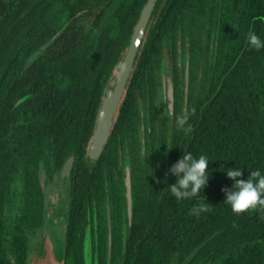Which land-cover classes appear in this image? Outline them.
Instances as JSON below:
<instances>
[{
    "label": "trees",
    "instance_id": "1",
    "mask_svg": "<svg viewBox=\"0 0 264 264\" xmlns=\"http://www.w3.org/2000/svg\"><path fill=\"white\" fill-rule=\"evenodd\" d=\"M200 1L156 5L112 132L100 157L92 160L87 148L104 88L147 0H0V264H12L4 252L2 222L3 188L15 168L9 137L18 132L20 144L36 160L51 146L56 169L70 153L77 154L61 264H85L86 243L79 244L78 231L79 223L88 221L93 200L100 205L109 193L116 210L125 205L119 148L138 130L136 89L150 82L157 95L164 37L178 33L180 12L197 6L204 11ZM223 1L228 11L214 5L217 30L210 28V38L189 34L191 61L200 58L197 68L191 64L195 79L202 70L201 89L191 92L183 113L191 131L185 134L173 124L170 148L166 137L159 150L154 139L149 141L144 162L132 138V223L126 244L113 245L111 264H264V208L233 212L224 201L233 181L220 168H239L242 179L264 171V48L247 43L249 32L264 39V0ZM176 81L183 83V76ZM22 117L30 120V129H22ZM184 151L207 155L211 175L198 195L177 199L168 188L175 182L170 168ZM29 188L39 197L38 182ZM200 203L208 210L194 211ZM106 241L100 227L96 264H107Z\"/></svg>",
    "mask_w": 264,
    "mask_h": 264
},
{
    "label": "flooded vegetation",
    "instance_id": "2",
    "mask_svg": "<svg viewBox=\"0 0 264 264\" xmlns=\"http://www.w3.org/2000/svg\"><path fill=\"white\" fill-rule=\"evenodd\" d=\"M166 1L167 0H156L150 20L152 19L154 10L156 9V5L163 6ZM240 1L241 0H236L237 3H240ZM199 5L204 6L205 10L203 11L199 6H197L195 10L188 9L180 12V15L178 17L180 20L179 27L177 29L178 33L175 36H173V33H170L169 36L164 37L160 56L161 64L157 71L155 80L157 95H153V88L150 85V82H147L146 87H137L136 89L139 113L138 119H136L135 123L138 130L136 133H133V130L130 128L129 131L130 133H133L130 134V137L136 139L139 144L138 150L141 154V162L145 161V158L148 154L147 151H150L149 141H152L153 139L155 148L157 150L162 147L161 143L163 142V137H166L168 143L167 149L170 148L172 125L175 124L176 117L182 115L188 108L191 92L195 88H197V90L201 89L202 70L198 73L196 79L194 77L196 76V72L191 71V64L192 68H197L200 65V58L197 55L193 62L191 61V42L189 41L191 39L190 33L194 32L193 36L199 35V37L205 39H207V37L210 38V28H212L213 32L217 30L215 28V25L212 23L213 13H215L214 5H216L217 8H225L224 11L227 12L228 4L223 0H203V2H199ZM150 20L145 29V33L138 52L141 51L143 45L145 44ZM213 32L211 33L213 34ZM123 58L121 59L120 63H118V65L114 68L112 74L108 77V81L101 98V104L107 90L113 88L117 83V77L120 73V67ZM136 59L137 55L135 61ZM163 64L165 65V68L167 70H170L172 72L173 77L174 105L172 112L168 111V106L165 104L164 99L160 96L159 89L161 86V71ZM133 69L134 65L127 79L122 98L118 103L116 111L114 112V124L115 118L120 109L121 102L128 91V84ZM178 74L180 76H183V83H179L176 81ZM101 104L98 107V112L95 116L96 119L92 130V136L87 148V155L92 160H97V158L101 155L100 154L98 157H91L89 155V149L92 137L95 132ZM29 122L30 120L22 117L20 119V124L23 125L22 129H30ZM114 124L111 128V132ZM142 126H144L145 128L144 152H142L141 150L140 141V131ZM16 128L19 129V125H17ZM14 137L16 143L12 144L11 137H9V146H11L13 152L15 168L10 171L9 178L5 181V185L3 188L4 205L2 211V222L5 256L6 259L11 261L12 264H18L19 260H22L23 262H26L28 264H32L34 258H40L41 261H43L47 257L46 254L48 252L52 259H54L55 251L53 245H55V243H62L64 248L67 240L69 225L68 220L69 216L71 215V176L78 156L72 150L73 152L70 153L64 160L63 166L60 169H56L53 163L51 146L47 147L44 153L36 160L35 155H33V153L29 152L26 147H23V145L20 144L18 138L19 136ZM132 138L125 136L126 143L119 148V163L123 166V171L126 160L127 158L129 159L128 155H130L129 152L131 150ZM153 150L154 149H152V151ZM66 165L68 166L67 169L65 168ZM34 172H37V176L31 177ZM124 178L125 173L122 177V180H124ZM30 182H38L41 186L39 197H36V190L32 192L29 188ZM123 182L125 184V181ZM124 186L126 196V185ZM133 187L134 185L132 179V196ZM13 190L18 192L15 194V197L18 198L15 209L12 208V202L10 200ZM7 193L9 194L7 195ZM104 198L105 202L101 203L100 205H97V199L93 200L95 206L91 211V214H89L88 212V221L86 223H79V244L86 243L88 237L87 231H90L93 264H96V259H98L100 227H103L106 230V262L107 264H111L112 260H114L113 245H116V242H118L119 240H121L122 244L124 245V231L126 228L128 230V227L132 223V221L130 222L129 219L126 197L125 205L124 207H122L121 211L116 210L117 208H115L114 204L112 203L109 193L105 194ZM120 215H122V217H120ZM97 219L99 221L98 224L96 222ZM82 229H84L83 232ZM110 236L111 241L109 239ZM109 243L111 244L112 252L110 260L108 258L110 247ZM123 250H125V248ZM84 251L85 245H83V252ZM82 258L84 263L86 264L85 254H83Z\"/></svg>",
    "mask_w": 264,
    "mask_h": 264
},
{
    "label": "clouds",
    "instance_id": "3",
    "mask_svg": "<svg viewBox=\"0 0 264 264\" xmlns=\"http://www.w3.org/2000/svg\"><path fill=\"white\" fill-rule=\"evenodd\" d=\"M247 43L254 49L264 48V39L255 32L247 34ZM188 115L182 114L176 117V126L185 134L191 131L188 124ZM187 125V126H186ZM210 158L205 154L194 156L192 152L184 151L182 156L171 165L170 171L175 175V182L168 186L170 192L177 199L196 196L207 184L211 172L208 169ZM227 161V160H224ZM220 165L226 175L233 181L231 190H225L224 201L233 212L242 213L250 209L264 208V171L260 169L250 172L247 179L240 178L242 172L236 167H224ZM208 205L200 203L194 211L204 212Z\"/></svg>",
    "mask_w": 264,
    "mask_h": 264
},
{
    "label": "water",
    "instance_id": "4",
    "mask_svg": "<svg viewBox=\"0 0 264 264\" xmlns=\"http://www.w3.org/2000/svg\"><path fill=\"white\" fill-rule=\"evenodd\" d=\"M155 2L156 0H148L144 5L140 17L133 30V34L129 46L126 50L125 56L121 63L120 73L117 77V83L113 88L107 90L106 94L102 99V104L100 107L95 132L92 137V141L89 149V155L91 157H98L102 153L103 148L106 142L108 141V138L111 133V128L114 124V120H113L114 112L116 111L118 103L120 102L122 95L124 93V88L127 79L129 77L130 71L133 68L134 61L138 53L141 41L143 39L145 29L148 25L152 11L154 9ZM57 35L58 34L54 35L50 41L55 39ZM44 47H46V45H44ZM159 90H160V96L164 99L165 104L168 106L169 109L168 111L172 112L174 105L173 77H172V72L170 70H167L164 64L162 66V71H161V86ZM144 129H145L144 126H142L140 131L142 152H144V147H145ZM65 168L67 169L68 166L66 165ZM124 181L126 185L127 209L129 213V219L131 222L133 215L134 200L132 196L131 162L128 158L125 163ZM124 232H125L124 244H126L127 241L126 229ZM109 239L111 241V236ZM61 245L63 244L61 243ZM109 245L110 247L108 252V258L110 260L112 252H111V244L109 243ZM55 259H59L61 263L63 262L62 250H59L57 255L55 254ZM85 259H86V264H93L92 241H91L90 231L88 233V237L86 240Z\"/></svg>",
    "mask_w": 264,
    "mask_h": 264
},
{
    "label": "rangeland",
    "instance_id": "5",
    "mask_svg": "<svg viewBox=\"0 0 264 264\" xmlns=\"http://www.w3.org/2000/svg\"><path fill=\"white\" fill-rule=\"evenodd\" d=\"M15 135L18 137L19 136V133L16 132ZM15 135L11 136V143L12 144H15L16 143L15 137H14ZM16 193H18V192H16V191L13 190L12 191V196H11V199H10L11 202H12V208H14V209L16 208V204H17V201H18V198L15 197V194ZM8 194L9 193H7V195ZM5 222H6V219H5ZM55 245H53V247H54V251H55V254L56 255L58 254L59 250H63V252H64L63 245L57 244V243H55ZM46 255H47V257L43 261H41L40 258H34L32 264H61V262H60L59 259H55V258L52 259V257L49 255V252Z\"/></svg>",
    "mask_w": 264,
    "mask_h": 264
}]
</instances>
